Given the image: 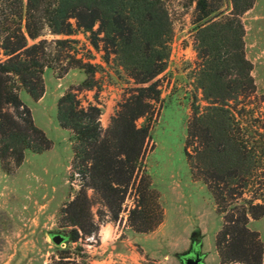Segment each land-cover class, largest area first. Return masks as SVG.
I'll return each instance as SVG.
<instances>
[{
  "label": "trees",
  "instance_id": "trees-1",
  "mask_svg": "<svg viewBox=\"0 0 264 264\" xmlns=\"http://www.w3.org/2000/svg\"><path fill=\"white\" fill-rule=\"evenodd\" d=\"M193 1L197 85L207 103L190 105L183 153L221 213L214 238L220 261L261 264L262 243L247 221L264 212V184L260 180L264 179V109L257 128L249 134L235 118L245 109L240 98L255 88L251 62L244 55L240 19L254 0H229L226 11L221 8L222 0ZM73 26L88 31L94 47L100 41V48L114 54L139 85L117 104L104 129L98 122L100 108L96 103L82 104L71 89L56 100V121L71 133L69 175L75 173L78 180V188L60 208V221L69 226L65 238L75 241L80 234L97 228L86 187L97 193L115 218L127 188L132 186L133 205L128 209L127 223L135 231L151 230L161 219V207L142 167V156L149 138L148 118L159 95L158 83L152 78L165 66L171 36L164 0H0V161L16 165L25 149L39 152L50 144L16 92L21 87L32 98L38 97L44 66L52 60L63 70L77 66L85 74L77 88L94 86V65L67 52L69 39L55 38L57 51L50 57L49 42L45 38L34 40L44 29L69 34ZM27 38L33 41L27 43ZM230 99L239 103L237 108L236 103L228 105ZM140 116L146 120L136 124ZM248 185L252 189L246 196ZM199 242V233H191L190 249L198 250ZM65 256L58 255L51 264H68ZM74 264H86V260L81 257Z\"/></svg>",
  "mask_w": 264,
  "mask_h": 264
},
{
  "label": "rangeland",
  "instance_id": "rangeland-1",
  "mask_svg": "<svg viewBox=\"0 0 264 264\" xmlns=\"http://www.w3.org/2000/svg\"><path fill=\"white\" fill-rule=\"evenodd\" d=\"M164 2L171 20V36L165 66L152 78L158 83L159 95L148 118L149 138L142 156V167L158 195L159 223L148 231H135L128 225L127 212L133 205L132 186L127 188L115 218H111L97 193L86 187L89 210L97 228L90 234H80L75 241L66 240L69 226L62 225L60 208L78 188V180L75 173L69 175L71 133L56 121V100L71 89L82 104L96 103L100 108L98 122L104 129L117 104L139 83L125 72L114 54L100 48V41L95 47L91 45L88 31L75 26L69 34L44 29L34 40L45 38L49 42V57L57 51L55 38L69 39L67 52L94 65L95 83L90 89H78L85 76L82 69L69 66L63 70L52 60L51 65L42 69V92L38 97L32 98L23 88H17L32 122L50 144L39 152L25 149L16 165H3L0 161V264H51L58 255H66L68 264L81 257L86 264H183L182 257L191 251L190 235L196 231L200 236L197 251L201 264H243L220 261L214 238L221 225V213L206 185L191 172L183 153L190 105L196 103L202 107L207 103L197 85L198 59L191 22L194 1ZM229 6V0H222L223 10ZM240 19L244 55L251 62L255 88L240 98L245 109L235 114V118L243 132L249 134L257 128L264 109V0H254ZM32 41L27 38V43ZM235 103L237 108L236 100L228 101L229 106ZM6 108L12 110L10 106ZM144 120L140 116L135 123ZM260 180L264 184V179ZM250 189L248 185L244 195L248 196ZM247 225L259 235L261 264H264V212L257 218L249 217ZM53 234H59L61 240L54 242Z\"/></svg>",
  "mask_w": 264,
  "mask_h": 264
},
{
  "label": "water",
  "instance_id": "water-1",
  "mask_svg": "<svg viewBox=\"0 0 264 264\" xmlns=\"http://www.w3.org/2000/svg\"><path fill=\"white\" fill-rule=\"evenodd\" d=\"M51 239L54 242H59L61 240V236L59 234H53ZM183 264H201L200 255L197 250H191L189 253L182 257Z\"/></svg>",
  "mask_w": 264,
  "mask_h": 264
}]
</instances>
